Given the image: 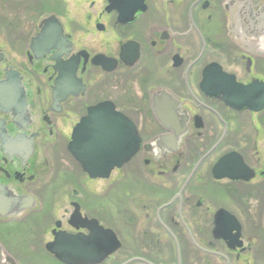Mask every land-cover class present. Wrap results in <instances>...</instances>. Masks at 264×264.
<instances>
[{
    "label": "flooded vegetation",
    "instance_id": "obj_1",
    "mask_svg": "<svg viewBox=\"0 0 264 264\" xmlns=\"http://www.w3.org/2000/svg\"><path fill=\"white\" fill-rule=\"evenodd\" d=\"M4 29L1 253L65 264L48 247L75 236L74 264H264V0H0ZM101 103L139 144L92 179L68 147Z\"/></svg>",
    "mask_w": 264,
    "mask_h": 264
},
{
    "label": "water",
    "instance_id": "obj_2",
    "mask_svg": "<svg viewBox=\"0 0 264 264\" xmlns=\"http://www.w3.org/2000/svg\"><path fill=\"white\" fill-rule=\"evenodd\" d=\"M112 2L113 0H109L110 4ZM5 79L17 81L18 75L9 72ZM12 88L10 85L0 86V104L9 106L8 110H13L17 103L16 93ZM263 107L264 95L257 107L251 110L259 111ZM0 138L4 139L1 133ZM138 144L139 139L134 127L121 115L115 113L110 103H101L89 108L87 116L74 127L68 149L87 175L96 179L105 178L113 168H118L127 162L137 151ZM4 195V191L0 188V207L4 205V208H7L5 214L8 215L13 211L8 209L10 201L6 200ZM56 240L55 244L48 247L49 252L65 264H74L64 258L74 260L81 256L82 246L78 237L61 236L56 237ZM0 264L15 263L9 256L0 252Z\"/></svg>",
    "mask_w": 264,
    "mask_h": 264
},
{
    "label": "rangeland",
    "instance_id": "obj_3",
    "mask_svg": "<svg viewBox=\"0 0 264 264\" xmlns=\"http://www.w3.org/2000/svg\"><path fill=\"white\" fill-rule=\"evenodd\" d=\"M7 17H8V16H7ZM1 31H2V32L0 33L1 36H4L6 32L10 33L9 30H7V29L1 30ZM5 39H6V38H5ZM1 41H2V40H0V42H1ZM3 41H4V40H3ZM9 58H10V60L15 61L16 63L18 62V57H14L13 55H11V56H9ZM61 154H62V153H61ZM61 154L58 155V157H59L60 159L57 157V160H58V159H59V160H63V159H64V158L61 156ZM14 231H15V234H18V236H19V235H22L23 232H24L25 230H24V227H22V226H18V229H14ZM13 239H14V240H17L18 237H13Z\"/></svg>",
    "mask_w": 264,
    "mask_h": 264
}]
</instances>
